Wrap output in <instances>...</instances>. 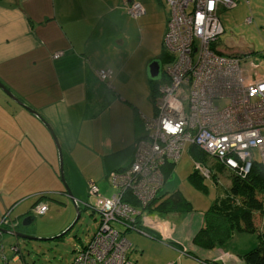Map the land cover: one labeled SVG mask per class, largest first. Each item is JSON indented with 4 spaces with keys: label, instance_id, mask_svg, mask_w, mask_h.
Here are the masks:
<instances>
[{
    "label": "crops",
    "instance_id": "crops-1",
    "mask_svg": "<svg viewBox=\"0 0 264 264\" xmlns=\"http://www.w3.org/2000/svg\"><path fill=\"white\" fill-rule=\"evenodd\" d=\"M131 1L0 0V82L42 119L0 89V180H6L0 189V220L9 212V228L17 227L37 203L33 196L67 195L69 186L79 196L92 184L101 192L111 171L131 165L133 145L145 134L142 117L155 114L148 69L160 60L169 19L162 0H134L145 15L136 20L142 37L133 46L129 30L121 28L132 21L122 13ZM154 23L161 33L145 44L144 30ZM101 69H111L108 82L99 79ZM43 121L65 152L63 188L51 170L59 154ZM169 177L166 192L179 190L168 191ZM171 215L145 218L144 226L168 245L159 264H246L242 255L257 241L236 233L222 246L201 249L192 240L204 214Z\"/></svg>",
    "mask_w": 264,
    "mask_h": 264
},
{
    "label": "built area",
    "instance_id": "built-area-1",
    "mask_svg": "<svg viewBox=\"0 0 264 264\" xmlns=\"http://www.w3.org/2000/svg\"><path fill=\"white\" fill-rule=\"evenodd\" d=\"M167 1L171 11L164 49L173 53L165 72L167 81L155 100L154 116L142 117L146 137L135 142L131 165L108 175L115 193L100 196L97 186H89L88 194L97 197L96 204L83 202V206L92 205L101 215V224L73 264H132L131 244L119 226L129 227L140 212L127 197L135 198L142 208L154 201L163 185L161 165L178 161L185 144H195L238 174L250 171L254 153L260 155L264 168V70L255 69L256 63L243 67L238 57L217 48L223 32L218 13L234 7L236 1ZM126 13L137 19L145 9L133 0ZM111 75V69L98 71L103 82ZM222 100L225 104L219 105ZM195 167L208 175L207 169ZM35 209L43 215L47 205L39 203ZM8 216L2 218L0 229L8 226Z\"/></svg>",
    "mask_w": 264,
    "mask_h": 264
},
{
    "label": "rangeland",
    "instance_id": "rangeland-1",
    "mask_svg": "<svg viewBox=\"0 0 264 264\" xmlns=\"http://www.w3.org/2000/svg\"><path fill=\"white\" fill-rule=\"evenodd\" d=\"M235 1L236 5L234 7L220 9L218 13L223 32L219 35L217 48L222 53L239 57V59L241 58V65L243 67L256 63L255 69L260 68L261 70H264V0ZM162 5L166 14L170 16L171 8L168 1L162 0ZM122 13L127 16L128 21L132 20L129 23L131 26L124 24L123 27H121L120 24L119 27H121L124 32L126 30L125 28L129 30L128 38L131 39V44L135 46L139 43V40H141L142 37L141 33L138 32L139 27H137L136 24L137 19L130 17L125 11ZM161 30L162 28L158 23L152 24L150 29L146 26L143 33V42L145 44L150 43L153 38L159 35V31L161 33ZM124 32L123 35L126 36ZM161 50L163 51L164 49H160V52ZM158 51L159 48L157 49V52ZM164 53L165 57H163V62L161 61L162 72L160 77L156 80V83L160 86L163 85L169 60L170 58H173V53H170L168 50H165ZM218 104L224 105L225 101L222 100L218 102ZM188 147L189 145H187V149L183 151L182 157L176 165L177 170H175V173H172L169 177L168 186L170 188L168 191L170 192L172 189H179L186 200L191 203L193 210L197 211V214L202 216L218 197L225 195V191L231 180L225 173L218 171L217 184H214L211 178L205 177L197 179L196 183L191 182L189 175L193 173L196 165L188 151ZM64 154L65 152L62 150L63 158ZM207 159L209 165H212L214 158L207 156ZM254 160L261 162V157L258 153H254ZM59 164V159H56L54 167H51V170L55 173V177L63 188L65 187L64 182L58 174L60 172ZM63 172L65 173L64 164ZM73 173L75 174L76 172L73 171ZM14 182L17 183L19 181L14 180ZM3 183H6L4 178L0 180V189H2ZM28 184L29 187L27 188H31L30 181ZM91 184L92 183H89V185ZM103 184L106 190H102L101 188V192L99 191L98 194L104 197H111L114 193L113 187L111 188L108 182ZM5 192L6 194L8 193L7 191ZM51 193L53 194H49L47 198L42 199L43 202L49 206L50 210L48 214L38 215L34 207L29 208L30 210H28V213L29 211L30 213H27L20 220L18 229L13 231L25 233L36 238L59 237L47 241L27 240L18 238L12 234L0 233V264H71L74 261L77 252L83 246L89 244L100 225L101 218L99 213L95 212L93 214L92 209H82L80 210L81 215L78 221L74 224L77 216V209L74 205L73 199L66 194H59L57 192ZM33 197L32 201L35 202L37 196ZM73 198L76 201H81L82 205L83 202L95 205L97 200L96 196H91L88 192L82 193L79 196L73 195ZM5 213L6 211L4 214ZM166 216L171 217L172 215L166 214ZM144 218H146V214H144L143 219ZM7 219L11 220L10 216H8ZM25 220H29L31 224L24 226L23 222ZM13 223L16 224L15 222ZM73 224L74 226L69 229V231H66ZM153 226H155V224L151 222L150 227L153 228ZM5 227L7 226L1 228L0 232ZM120 228L124 229L122 226H120ZM61 234L64 235L61 236ZM247 236L250 235L248 234ZM126 237L134 244L138 241L140 242L137 246L135 244L134 248L129 253V259L133 264H159V261L166 259L167 251L166 248L163 247H168L166 242L145 236L140 232L133 230L128 231ZM134 240H136V242ZM12 246H17L19 252L15 253ZM136 255H138L137 258H135ZM16 256L18 257V260L14 261L13 259Z\"/></svg>",
    "mask_w": 264,
    "mask_h": 264
},
{
    "label": "trees",
    "instance_id": "trees-1",
    "mask_svg": "<svg viewBox=\"0 0 264 264\" xmlns=\"http://www.w3.org/2000/svg\"><path fill=\"white\" fill-rule=\"evenodd\" d=\"M164 51L165 49L162 51L160 57V61L162 62L163 57H165ZM166 81L167 79L165 77L163 84ZM150 84L153 97L152 99L155 107V100L160 94L159 90L162 85L160 86L158 83H156V80H151ZM187 145H189L188 151L194 159L195 165L197 164L200 167L202 166L204 169L208 170V175L204 176L202 171L195 167L193 173L189 175L191 182L196 183L197 179L205 177L211 178L213 183L217 184L218 171L225 173L230 177L231 180L228 188L225 191V195L218 197L216 201H214L204 212L203 225L195 234L192 243L201 249L209 250L226 244L236 233L253 235L257 239L256 244L252 249L242 255V259L246 264H264V168L261 162L254 160L248 173L238 174L236 171L225 167V165H223L218 160V158L208 154L195 144H185L182 153L185 149H187ZM207 156L214 158L212 165H209ZM177 162L178 161L173 162L166 160L161 165L160 169L163 177V185L161 189H159L157 197L154 199V201L148 204L147 207L142 208L141 203L136 201L135 198L131 196L127 197V200L131 203L132 207L138 210L140 214L137 215L136 221L131 223L129 227L125 228V226L120 225L124 228L121 229L119 226L126 239V233L130 230L140 232L141 234L148 237L159 239L150 228L144 226L146 225L144 223L145 218L143 219L144 214H146L147 217L148 215L154 213L166 215L194 212L191 203L186 200L179 190L171 193H168L165 190V183L170 174L173 172ZM122 169L123 168H119L113 171H121ZM48 196L49 194L37 196V203L33 207L35 208L37 204L42 203V199L47 198ZM77 204L79 210L92 209L93 214L96 212L94 208H91L92 205L83 206L79 202H77ZM81 206H83V208ZM6 213L3 215V217L6 215ZM99 216L101 218L100 214ZM128 242L130 241L128 240ZM130 244L131 252L134 246L132 245V242H130ZM86 246H83L82 248H85ZM71 264H73V262Z\"/></svg>",
    "mask_w": 264,
    "mask_h": 264
},
{
    "label": "water",
    "instance_id": "water-1",
    "mask_svg": "<svg viewBox=\"0 0 264 264\" xmlns=\"http://www.w3.org/2000/svg\"><path fill=\"white\" fill-rule=\"evenodd\" d=\"M161 72H162V64H161V61L160 60H154L150 65H149V69H148V74H149V77L152 79V80H157L160 75H161ZM0 89L3 90V92L5 94H7L12 100L18 102L20 105H22L23 107L25 108H28L26 107L25 105H23V103L18 100L14 95L13 93L8 90L6 88V86L4 84H2L0 82ZM34 115H36L38 118L41 119V117L32 109L28 108ZM42 120V119H41ZM45 127L47 128V130L49 131V133L51 134L55 144H56V147H57V150H58V154H59V161H60V174H61V177L63 178V157H62V151H61V146H60V143L58 141V138L57 136L55 135L54 131L51 129V127L45 122L43 121ZM67 189V195L73 199L74 201V205L77 209V216H76V219L74 221V224L78 221L81 213H80V210H79V207H78V204H77V201L74 200L73 198V195H72V192L71 190L69 189V187H66ZM31 222L29 220H25L23 222V225L24 226H27V225H30ZM74 224L68 228V230L66 231H69V229H71ZM5 233H8V234H12L18 238H22V239H27V240H42V241H47V240H53V239H56L58 238L59 236H56V237H50V238H36V237H31L30 235L28 234H25V233H21V232H16V231H12V230H2L1 231V234H5ZM64 235V234H61V236ZM12 249L15 251V252H19V248L17 246H12Z\"/></svg>",
    "mask_w": 264,
    "mask_h": 264
},
{
    "label": "bare ground",
    "instance_id": "bare-ground-1",
    "mask_svg": "<svg viewBox=\"0 0 264 264\" xmlns=\"http://www.w3.org/2000/svg\"><path fill=\"white\" fill-rule=\"evenodd\" d=\"M100 79V78H99ZM103 82V81H102ZM160 95V94H159ZM146 137V132H145V134L143 135V136H141L140 138H138L137 140H140V139H142V138H145ZM124 169H126V168H124ZM97 212V211H96ZM10 224V223H9ZM8 227V226H7ZM7 227H5V228H7ZM3 230H7V229H3ZM1 233V232H0Z\"/></svg>",
    "mask_w": 264,
    "mask_h": 264
},
{
    "label": "flooded vegetation",
    "instance_id": "flooded-vegetation-1",
    "mask_svg": "<svg viewBox=\"0 0 264 264\" xmlns=\"http://www.w3.org/2000/svg\"><path fill=\"white\" fill-rule=\"evenodd\" d=\"M18 226H19V225H18ZM18 226H17V227H16V226H13L12 228H9V227H8V228H5V229H7V230H12V231H13V230H17V229H18Z\"/></svg>",
    "mask_w": 264,
    "mask_h": 264
}]
</instances>
